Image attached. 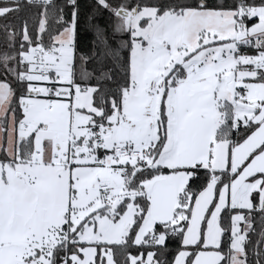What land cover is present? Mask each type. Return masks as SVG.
<instances>
[{"label":"snow or ice","instance_id":"1","mask_svg":"<svg viewBox=\"0 0 264 264\" xmlns=\"http://www.w3.org/2000/svg\"><path fill=\"white\" fill-rule=\"evenodd\" d=\"M0 264H264V0H0Z\"/></svg>","mask_w":264,"mask_h":264},{"label":"trees","instance_id":"2","mask_svg":"<svg viewBox=\"0 0 264 264\" xmlns=\"http://www.w3.org/2000/svg\"><path fill=\"white\" fill-rule=\"evenodd\" d=\"M106 22V18H103L100 20L101 24H104ZM94 39L93 33L87 30V27L84 23V21H81V29L80 34L78 36V42L81 44V47H91V41ZM259 227V225H258Z\"/></svg>","mask_w":264,"mask_h":264}]
</instances>
